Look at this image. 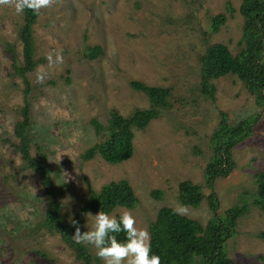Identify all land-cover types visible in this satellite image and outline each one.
Returning <instances> with one entry per match:
<instances>
[{
  "label": "rangeland",
  "instance_id": "obj_1",
  "mask_svg": "<svg viewBox=\"0 0 264 264\" xmlns=\"http://www.w3.org/2000/svg\"><path fill=\"white\" fill-rule=\"evenodd\" d=\"M242 0H57L42 9L33 31L35 57L42 59L29 73L30 126L32 154L42 162L61 201L63 218L72 215L88 194V181L99 187L108 181L127 179L139 200L133 209L116 208L109 215L130 210L138 227L148 230L162 206H171L201 224L213 215L204 199L197 207L177 200V186L190 179L205 195L203 171L210 157L209 135L225 113L230 122L251 114L258 115L253 134L234 150L235 166L213 185L216 212L232 206H246L237 221L235 233L226 242L235 264H264V214L252 201L256 194V173L264 171V101L260 104L235 75L216 80L211 97L198 91V54L206 43L223 42L233 54L242 45ZM223 13L224 23L210 32L211 17ZM22 14L0 7V264H50L38 254L42 250L61 264H80L58 235L37 234L44 188L39 174L21 169L15 152L13 133L21 118L25 84L10 75L9 41L21 62L17 32ZM99 45L102 54L85 56L87 46ZM49 54L63 62L49 63ZM69 78V81H67ZM174 90L170 114L152 120L135 132L134 153L119 164L105 162L99 155L82 160L80 155L98 141L89 120L105 122L111 108L128 114L136 107H147L146 95L134 90L130 80ZM39 146V149L36 147ZM160 196L151 197L149 190ZM93 216L97 213H91ZM93 220L86 216L85 228ZM24 236L23 241L10 235ZM9 239V240H8ZM23 245L21 251L14 246ZM93 255L96 250L88 245ZM99 264H104L101 260Z\"/></svg>",
  "mask_w": 264,
  "mask_h": 264
},
{
  "label": "trees",
  "instance_id": "obj_2",
  "mask_svg": "<svg viewBox=\"0 0 264 264\" xmlns=\"http://www.w3.org/2000/svg\"><path fill=\"white\" fill-rule=\"evenodd\" d=\"M239 11L242 16L241 48L233 54L223 42L206 43L204 50L198 54L200 64L198 91L212 97L216 90V80L231 74L240 79L244 89L260 104L264 101V0H242ZM38 15L27 9L22 14L17 32L21 43V62L18 60L15 46L9 41L4 42L5 48L11 53L12 71L9 74L21 77L25 84L23 105L20 107L21 118L15 122L13 128L18 142H13L12 145L15 152L20 155L21 169L39 174L44 188L45 199L42 200L41 208L43 214L34 233L42 236L58 235L80 264H99L101 260L93 255L88 245L78 244L72 238L75 228L63 218L61 201L43 166L44 155L40 154L42 162H39L32 154L33 142L28 133L30 126L28 95L31 86L27 75L42 62V59L35 57L33 44V31ZM225 20L226 16L223 13L211 17L210 32L217 31ZM85 49V56L90 60L102 54L99 45L87 46ZM129 84L134 90L146 95L148 106L136 107L128 114L121 113L117 108H111L105 122L97 117L91 118L89 123L93 126L98 141L83 151L80 155L82 160H90L97 155L110 164H119L128 160L134 153L135 132L144 130L152 120L170 114L175 100L172 88L148 85L135 79L130 80ZM256 121H258L257 114L230 122L227 115L221 113L218 124L209 135L211 154L203 171L205 184L211 192L205 195L201 186L190 179L181 180L177 186V200L180 204L197 207L206 199L214 213L203 225L179 213L171 206H162L155 219L148 225L151 253L160 256L161 264H235L234 259L227 253L226 242L235 233L237 221L247 211V207L232 206L222 213H217V203L212 191L217 178L226 177L233 171L234 150L240 142L253 134ZM36 147L39 149L38 145ZM256 183V194L252 205L264 214V171L256 173ZM87 187L88 194L83 204L77 207L71 218L79 222L81 232L87 231L85 219L88 213L103 211L110 214L119 207L133 209L139 202L130 182L124 178L103 183L99 189L94 188L88 181ZM149 195L158 198L160 191L149 190ZM116 235L121 242L126 238L125 233ZM10 236L22 241L24 238L23 234ZM257 236L264 240L263 231L257 233ZM22 245L23 243L16 244L14 248L21 251ZM36 252L46 257L50 264H61L59 260L48 256L42 250L37 249ZM22 264L36 263L28 261Z\"/></svg>",
  "mask_w": 264,
  "mask_h": 264
},
{
  "label": "clouds",
  "instance_id": "obj_3",
  "mask_svg": "<svg viewBox=\"0 0 264 264\" xmlns=\"http://www.w3.org/2000/svg\"><path fill=\"white\" fill-rule=\"evenodd\" d=\"M57 0H0V7L13 8L16 14H23L25 9L34 14H40L42 9L52 7ZM50 64L63 62L60 54L46 57ZM93 220V226L88 231L81 232L79 222L70 220L75 228L72 238L78 244L91 245L96 250V256L104 264H161L159 255L151 253V236L147 228L138 227L132 212L121 209L119 216L109 215L99 211L94 216L87 214ZM119 233H125L123 242L117 239Z\"/></svg>",
  "mask_w": 264,
  "mask_h": 264
}]
</instances>
